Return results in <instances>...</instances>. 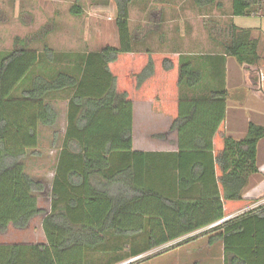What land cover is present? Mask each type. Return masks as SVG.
Masks as SVG:
<instances>
[{
	"label": "trees",
	"instance_id": "trees-1",
	"mask_svg": "<svg viewBox=\"0 0 264 264\" xmlns=\"http://www.w3.org/2000/svg\"><path fill=\"white\" fill-rule=\"evenodd\" d=\"M112 1L116 46L65 53L66 67L58 69L53 65L63 53L47 44L37 51L17 38L13 48L0 51V233L24 229L43 214L46 238L45 243L0 244V264H94L89 254L145 233V246L132 250V257L227 216L199 235L213 232L208 242L222 243L223 264H264V203L248 208L258 199L244 197L250 176L258 172L256 148L264 126L249 123L240 140L227 136L223 83L197 94L208 83L194 60L136 50L129 31L132 0ZM195 3L219 5L217 0ZM263 4L231 0V14L264 15ZM70 12L83 11L74 4ZM219 45L221 58L260 64L259 39L251 29L232 25ZM36 66L42 70L34 73ZM58 93L68 95L66 125L47 212L37 203L44 184L25 171L22 160L37 147L39 126L56 124L52 101ZM134 101H151L154 112L170 116L176 152L132 149ZM126 257L116 255L104 264Z\"/></svg>",
	"mask_w": 264,
	"mask_h": 264
},
{
	"label": "rangeland",
	"instance_id": "rangeland-1",
	"mask_svg": "<svg viewBox=\"0 0 264 264\" xmlns=\"http://www.w3.org/2000/svg\"><path fill=\"white\" fill-rule=\"evenodd\" d=\"M217 2L219 5L212 4L199 8L195 0H132L129 6V31L134 37L135 49L180 52L179 55L194 61L201 60L206 53L219 51V41L229 37L233 22L231 0H217ZM74 4L82 9L81 15L71 14L70 8ZM114 20L115 10L112 0H0V51L13 48L17 38L27 40L28 48L37 51H42L43 44H47L53 51L63 53L53 68L66 67L65 53L79 54L98 50L105 45L116 46L118 34ZM235 23L252 27V31L259 39V50L264 52V15L254 13V16L236 17ZM236 67L239 70V66ZM40 70L42 68L39 66L33 69L34 73ZM219 84L220 81H214L215 87H220ZM211 88L208 87L207 92ZM67 97V93H58L53 97L52 103L58 112L57 122L51 127L39 126L37 147L28 150V155L22 160L25 171L44 184V190L38 193L37 203L47 212L50 208L53 169L66 125ZM258 105L264 107L262 102H258ZM135 108L137 110L135 141L139 147L151 146L150 138H161L160 135L163 138L173 139L175 135L174 131L170 130L169 121L152 114L149 104L139 103ZM154 144L159 146L157 143ZM262 148L259 160L264 158ZM261 189H257L256 194L251 192L248 194L258 199V202L248 208L264 203V188ZM247 190L251 191V188ZM43 217V214L35 216L24 229L9 227L6 232L0 233V243L45 242L46 238L42 230ZM212 233L202 236L197 234L199 239L185 243L187 244L185 246L184 244L178 246L180 248L166 249L167 245H165L130 257L132 250L145 246L146 234L141 233L132 238L111 241L114 249L99 250L89 254L88 257L94 264H104L116 255L127 256L128 260L138 256L135 261L178 255L181 258L180 264H185L187 259L189 263L190 257L196 262L200 260L201 264H209L212 261L210 254L215 255L216 248L212 247L207 256V252L199 251L201 249L197 250V247L207 243L206 237ZM179 240H174L172 244ZM163 249L166 250L155 254ZM220 256L218 251V260L214 261L215 264H221ZM150 263L160 264L155 259Z\"/></svg>",
	"mask_w": 264,
	"mask_h": 264
},
{
	"label": "crops",
	"instance_id": "crops-1",
	"mask_svg": "<svg viewBox=\"0 0 264 264\" xmlns=\"http://www.w3.org/2000/svg\"><path fill=\"white\" fill-rule=\"evenodd\" d=\"M236 17H246V16H232L233 25H235L238 28H248L249 27V26L246 27V26L235 23ZM248 29H251L252 37L258 38V36L255 35L254 32L252 31V27H249ZM160 52H163V51H160ZM263 53H264L263 51L260 52V55H261L260 62H264ZM176 54L179 55L180 52H177ZM221 54H222V51L219 49V51H215L212 54L210 53L204 54L201 60L195 59L194 67L200 71L201 75L205 77L208 83L206 86H203L201 89L200 87L197 88L195 90V93L200 94L201 90L202 92H204L208 89V87L210 88L212 87L211 89H213L215 87L214 81H219L218 79L220 78L221 80L220 83L221 84L223 83L224 88L227 90L226 112H225V120H224L225 133L227 136L232 137L234 140H240L245 136L246 131H247V126L249 123H254L256 125L264 126V107H259L258 105V102L259 103L262 102L263 105H264V102L260 100L258 97H256L254 93L252 92L251 76L246 72L245 66L238 64L233 57L228 56L225 58H221ZM221 61L223 62L222 64H221ZM236 64L239 66V70L237 69ZM221 71H222V74H221ZM217 73H220L218 77L216 76ZM139 103L149 104L152 114L166 118L169 121V125L171 124L170 116L164 115L163 113L154 112L152 110L151 101H134L133 106H132V149L135 151H143V152H176L178 150V146H177L178 135H177L176 130H172L174 131V135H175L173 139L166 138V137L165 138L161 137V138H156V139L150 138L151 143H152L151 146L139 147L138 143L135 141L136 124H137V121H136L137 110L135 108V105ZM153 143H157L159 144V146H155V144L153 145ZM261 147H263L262 149H264V138L260 139L257 143L256 161H257L258 172L257 174L250 176L247 189L251 188V191H248L246 189L244 193V197L246 198H256V196H248V194L250 192L252 194L253 193L256 194L257 189L264 188L263 186L264 184V158L263 160L261 159L259 160V153H260ZM250 185L252 186L250 187ZM185 236L187 235H184L180 238H183ZM206 239H208V237H206ZM173 241L165 243L161 246L167 245L165 248L169 249V247L174 245L172 244ZM45 242L41 241L40 243H45ZM0 244H12V243L4 242ZM22 244H25V243H22ZM26 244H35V243H26ZM185 245L187 244L184 243L183 246ZM212 247L216 248L215 255H213L214 253L210 254L212 261H210L209 264H215L214 261L218 260L217 259L218 251L221 254L220 256L221 264H223L224 263L223 246L220 241H216L214 243H209V242L202 243L199 247H197V250L201 249L199 251H205L207 252V256H209V253L211 251L210 249ZM190 258H191V261H189L188 263L189 259H187L185 264H190V263L191 264H201L200 260L196 262L193 260L194 259L193 257H190ZM153 259H155L156 261H159L160 264H180L181 262V258L178 255H175V256L169 255L166 258L153 257L145 261H140V260L135 261L134 260L127 264H152L150 262ZM126 260H128V258H125L117 263L120 264L122 262H125Z\"/></svg>",
	"mask_w": 264,
	"mask_h": 264
},
{
	"label": "built area",
	"instance_id": "built-area-1",
	"mask_svg": "<svg viewBox=\"0 0 264 264\" xmlns=\"http://www.w3.org/2000/svg\"><path fill=\"white\" fill-rule=\"evenodd\" d=\"M245 66V70L246 72L251 76V89H252V92L254 93V95L258 98H260L263 102H264V62H260V64L258 65H244ZM231 216H227V217H224L212 224H210L209 226L203 228V229H200V230H197L193 233H190L189 235L181 238L178 242L182 241L183 239L187 238V237H190V236H194V235H197L207 229H210V228H213V227H216L220 224H222L224 221H226L227 219H229ZM202 230V231H201ZM138 256L136 257H133V258H130L128 261H125L121 264H127V263H130L132 261H134L135 259H137Z\"/></svg>",
	"mask_w": 264,
	"mask_h": 264
}]
</instances>
